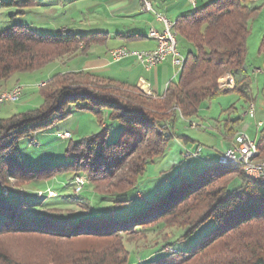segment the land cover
<instances>
[{"label":"trees","instance_id":"1","mask_svg":"<svg viewBox=\"0 0 264 264\" xmlns=\"http://www.w3.org/2000/svg\"><path fill=\"white\" fill-rule=\"evenodd\" d=\"M34 4L35 0L4 3L6 7H30ZM263 7L253 8L250 0H216L180 17L174 23V32L188 41L194 51L185 56L178 81L171 83L162 97L147 96L136 87L116 88L112 84L106 85L113 89L101 87L98 90L90 86L100 84L96 76L83 72L65 73L54 76L47 89L42 88L45 102L40 109L0 120V264H44L17 259L3 243L5 239L21 235L41 239L52 249L55 248L51 245L72 240L90 241L92 247L79 250L63 264H131L130 253L118 238L139 232L150 223L167 225L169 219H174L177 227L167 243L172 249H167V252L165 248L159 250L137 264H264V185L248 176L244 167L239 165L222 164V170L215 168L187 182L182 181L180 185H173L182 175H188V168H185L162 196L157 195L144 203L141 211H134L141 205L133 201L134 196L143 198L136 182L128 190L109 197L96 188L93 198L99 202L106 200L110 206L102 209V205L97 207L93 204L76 221L55 212L38 216V212H33L24 200L28 192L23 195L9 185L10 181L34 183L51 179L64 171L75 172V177L82 175L87 183L91 182L98 188L103 181L115 183L125 169L136 177L143 176L149 165L163 156L167 142L172 138L182 147L185 160H199L203 145L191 147L194 140L178 137L175 120L179 115L186 120L200 116L207 102L223 94H238L244 102L243 110L251 102L257 103L251 88L247 41L250 23ZM65 33L39 34L22 24L0 32V82L8 81L16 73L42 70L55 59L69 54L71 57L88 54L92 46L107 41V34ZM47 48L53 51L48 53ZM260 54L264 57V37ZM230 76L235 80L234 90L222 91L219 80ZM51 87L53 91L49 90ZM79 102L83 104L81 109L98 115L110 107L112 118L123 125L120 139L108 143L105 133L93 135L68 148L67 152L73 153L69 166L40 170L26 167L19 149L20 140L63 120L69 115L67 109L70 104ZM233 110L237 111L234 105L224 112L227 114ZM243 118L216 121L222 122L227 134H234L235 127L242 124ZM210 126L217 130L216 126ZM160 127L165 130H160ZM254 140L258 148L256 159L263 160L264 126L258 129ZM199 147H202V152L196 157ZM187 151L191 152L190 156H186ZM235 180L240 181V186L231 190ZM222 181H225L223 185L215 186ZM5 189L10 195L5 194ZM132 190H135L134 195L130 194ZM158 190L160 193L161 185ZM35 195L40 200L44 199L41 205L50 198L46 194L43 198ZM9 199L20 203L15 206V203L8 202ZM112 204H118V207ZM209 224H214L210 233L191 250L180 251L176 247V244L193 239L201 228ZM105 241L109 244L106 245ZM60 259L58 262L62 264Z\"/></svg>","mask_w":264,"mask_h":264},{"label":"rangeland","instance_id":"2","mask_svg":"<svg viewBox=\"0 0 264 264\" xmlns=\"http://www.w3.org/2000/svg\"><path fill=\"white\" fill-rule=\"evenodd\" d=\"M7 1L12 0H0V32L11 29L15 24H22L30 26L33 31L39 34L55 35L63 28L72 29L76 34L91 33L88 21L90 17L89 3H81L80 1L75 2V0H35V4L30 7H6L4 3ZM172 3H174V1L169 0L168 10H165V14L167 19L171 22L174 20L176 22L178 18L174 19L173 14H178L179 10L177 7H173ZM250 3L253 8L262 7L264 5V0H260V2L258 0H250ZM158 8L161 10L162 7L158 6ZM180 9H190L187 10L186 13H194L197 11L190 0H182ZM263 37L264 7L260 8L256 19L250 23V36L247 41V60L250 68L249 74L252 78L251 88L253 95L258 99L256 103L258 111L264 108V57L260 54ZM177 41L178 50L181 55L183 54L186 56L190 51H194L193 46L182 37H179L178 34ZM110 44L111 46L116 45V41L112 40ZM52 51L53 49L51 51L50 48L46 49L48 53ZM185 56L183 57L185 58ZM92 62H96V58L90 56L89 53L73 57L69 54L60 59H55L52 61V65L49 64L42 70L16 73L11 78L10 82L21 83L16 84L13 89L16 86H21L23 88L22 96L17 102L0 103V120H6L14 115L40 109L45 102L42 88L43 90L47 89L51 84L48 82L54 76L65 74L71 70L76 71V69L90 65ZM90 86L98 90L101 87L113 89L106 84H90ZM49 90L53 91V87L49 88ZM11 91L0 90V95ZM141 91L144 93L143 90ZM251 103L254 104V102ZM82 105L81 102L70 104L67 109L69 115L66 118L20 140L19 149L26 167L40 170L45 167L69 166L72 163L73 153L69 154L67 152L68 148L93 135L105 133L108 143H115L120 139L123 125L118 119L112 118L111 114L113 110L110 107L104 108L102 113L98 115L92 111L81 109L80 107ZM233 105L237 109H240V107L244 105V102L240 99L238 94L228 93L207 102L205 110L200 111L201 116L186 120L179 115L175 120L177 136L181 138L188 137L195 141L194 144L200 142L204 143V145H212L218 141L217 146L219 144L221 145L222 140L220 133L217 130L211 129L209 121L215 123L216 120L225 115L226 112L224 111ZM249 105L243 110L245 111L243 123L239 127L241 133L239 132L238 134L244 135V130L247 129L249 131L247 135L254 138L256 133L255 128L257 127V117L261 116L259 119H262L264 114H257L256 112V118L250 120V118L247 117L249 114L246 115V112L249 110ZM207 128H209V130H205ZM160 130L165 129L160 127ZM65 132H69L68 134L71 135L70 139L65 140L62 138ZM208 147L204 146L205 150L202 152L199 160H185L182 156L183 149L176 139H169L163 156L157 159L155 164L149 165L148 170L143 176L136 177L130 170L125 169L121 173L120 179L116 180L115 183L103 181L98 188L89 181L90 183H87V186L81 187L82 191L79 194L75 191L76 185L73 183L75 172L72 171L58 172L51 179H41L34 183H16V181H10L9 185L15 187L16 190L18 189L23 195L25 194L24 192H28L24 200L29 203L33 212H38V216L43 214L52 215V212H55V214L59 213L62 216H68L72 221H76V219H80V215L86 214L89 208L93 207V204H96L97 207H101L102 205V209H107V206H110V204L105 202L106 200L104 202H99L97 198H93L97 190L105 197H109L112 196L113 193L128 190L136 182L143 198L137 199V197L134 196L133 201L141 204L139 208L134 211H141L144 207V203L150 202L152 198L160 195L162 196L170 183H172L178 174L183 172L185 168H188V175H182L173 185H180L182 181L187 182L188 179H194L215 168L218 170L224 169V167H222L223 165L220 163L221 158L219 159V156L215 155V153L209 155L210 150ZM223 149L224 148H222V150ZM191 167L193 168L192 171ZM191 173L195 174V176L192 177ZM224 183L225 181H222L215 186L219 187ZM160 185L161 192L159 193L158 188ZM109 186L113 188H109ZM239 186L240 181L235 180L231 184L230 189L233 190ZM49 190L55 191L58 196L56 199H47L46 203L51 204L49 206H47L46 203L41 205L44 199L40 200L36 195H32L40 192L48 195ZM5 193L8 194V192ZM134 193L135 190L130 192L131 195H134ZM124 195L129 198L126 194ZM43 197L44 195L42 197L39 196V198ZM8 202L15 203V206L20 203L12 201V199H9ZM97 202H99V205ZM114 207L117 208L118 204H115ZM174 222V219H169L167 220V225L150 223L144 226L139 232L127 234L122 239L118 238V242H122L125 249L130 253L131 264H137L141 260L152 256L155 252L163 250L164 248L167 252V249L171 248L167 243L171 240V236L175 233L177 228ZM213 226L214 224H209L201 228L193 239L184 244H176V247L180 251L191 250L203 239V237L210 233ZM3 243L10 248L13 256L17 259L22 260V258H25L33 263L43 262L44 264H59L58 258H62V260H60L63 264L69 261L71 258L70 256L77 254L79 250L92 247L88 239H83L79 242L72 240L57 246L51 245L55 248L52 249L41 239L39 240L33 236L27 237L23 235L16 236V238L11 237V239H5ZM105 244L108 245V241H105ZM252 264H255V262Z\"/></svg>","mask_w":264,"mask_h":264},{"label":"crops","instance_id":"3","mask_svg":"<svg viewBox=\"0 0 264 264\" xmlns=\"http://www.w3.org/2000/svg\"><path fill=\"white\" fill-rule=\"evenodd\" d=\"M76 1L90 4V17L88 18V21L91 33L86 34H107V41L102 45L92 46L89 54L90 56L96 58V62H92L90 65L76 69V71H68L67 73H89L94 77L96 76L95 78L100 84H112L116 88L136 87L140 89L141 82L144 81L150 85L152 92L158 97L164 96L169 88V85L178 81L180 71L172 64L171 59L151 70H146L135 58H126L117 62L111 57L112 50L122 47L134 51H147L154 49L157 46V42L155 39L150 37V30L155 29L160 32L164 30V24L158 20L157 16L161 15L166 17L165 10H168L169 0H150V2H152L154 12L144 11L142 0H75V2ZM173 1V7H177L179 10L178 14H173L174 19H179L180 17L192 14L186 13V11L190 9H180L182 0ZM190 1L198 11L199 9L212 3L214 0ZM258 1L260 2V0ZM158 6L162 7L161 10H159ZM172 22L175 23V20ZM64 32L76 34L72 29L66 28L61 29L58 34H63ZM112 40L116 41V45L111 46L110 41ZM10 81L11 79L6 82H0V90L11 91L16 84H21L19 82L11 83ZM204 110L205 108L202 109V111ZM236 110V112L233 110L232 112L223 115L219 121L226 120L227 118L235 119L239 116L244 117L245 111H243V107H240V109L236 108ZM258 113L264 114V110H257V114ZM257 118L259 119L261 116H258ZM219 121H215V123L209 121V124L216 126L217 131L220 133L222 141L221 145H218L219 147L217 146L218 141L212 145H204V143L200 142L196 143L203 145V147L210 146L208 147L210 150L209 155L215 153V155L219 156L222 148L236 145L235 135L240 132L239 127L242 125L240 124L235 127L234 134H227L222 122ZM255 130L256 133L254 138L250 137L251 139H255L256 137L258 131L257 127ZM248 132L249 131L247 130V133ZM196 144H191L190 146L192 147ZM56 198H58V196Z\"/></svg>","mask_w":264,"mask_h":264},{"label":"built area","instance_id":"4","mask_svg":"<svg viewBox=\"0 0 264 264\" xmlns=\"http://www.w3.org/2000/svg\"><path fill=\"white\" fill-rule=\"evenodd\" d=\"M143 9L146 12H154L153 5L150 0H142ZM158 20L163 22L164 30L162 32L152 29L150 30V37L155 39L157 42V46L152 50L147 51H134L129 50L128 48L122 47L112 50L111 57L114 61H121L126 58H135L146 70H151L158 65L168 61L171 59L172 64L177 68L179 65L180 60V51L178 50V43L174 40L173 33H170V23L171 21L168 20L165 16L158 15ZM44 84V83H43ZM235 80L231 76L229 78L228 83H225V87H220L222 91H232L234 90ZM43 86V85H42ZM141 90H144L145 93H152L150 85L146 82H141ZM23 93V88L21 86H16L15 91L6 95L5 98L0 99V103L9 102H17ZM155 95V94H154ZM264 105V104H263ZM257 112V104L254 102V108L251 114L247 117L250 120L256 118ZM264 117L262 119L257 120V129L263 127ZM67 133L62 135L63 139H67ZM254 139H251L247 135V129L244 130V138L242 142L238 145H233L231 147H224L222 152L220 153V158H228L232 161H242V166H249L250 167V177L253 179H263L264 180V166L263 167H254V160L257 156H254ZM202 152V147H199L196 152V157L198 154ZM186 156H190L191 152L187 151ZM219 158V159H220ZM76 185V193L79 194V189L83 186L87 185V180L82 175H77L74 181ZM82 187V188H83ZM6 194V193H5ZM8 195V194H6ZM38 195H45L41 192ZM47 195V194H46ZM50 198H56L57 194L53 191H48V195ZM172 249V248H169Z\"/></svg>","mask_w":264,"mask_h":264},{"label":"bare ground","instance_id":"5","mask_svg":"<svg viewBox=\"0 0 264 264\" xmlns=\"http://www.w3.org/2000/svg\"><path fill=\"white\" fill-rule=\"evenodd\" d=\"M174 27H175L174 26V22H171L170 23V33H173L174 40L178 43V41H177V34L174 32ZM184 64H185V58L182 55H180L179 65L177 67L179 69V71H181V69H182V67H183ZM229 78H231V76ZM229 78H221L219 80L220 87H225V83H228ZM13 91H15V88L11 92H13ZM11 92L4 93V94L0 95V99L5 98L6 95L9 94V93H11ZM147 95H152V94L151 93H147ZM253 108H254V104L251 103L249 105L248 112H246V115L247 114H251V112L253 111ZM70 137H71V135L67 133V139H69ZM243 138H244V135L243 134H238L237 135L238 144L240 142H242ZM254 156H258V148H257V145H256L255 142H254ZM220 163L223 164V165H239V166H242V161H232V160H230L228 158H221L220 159ZM263 166H264V159L263 160L255 159L254 160V167H263ZM242 167H244L245 172L247 173V175L250 176V167L249 166H242ZM256 180L260 181L264 185V180L263 179H256ZM81 191L82 190L80 188L79 189V193ZM4 192H8L9 193V191L7 189H5ZM39 196L42 197L43 195H39ZM172 252H176V251L175 250H172Z\"/></svg>","mask_w":264,"mask_h":264}]
</instances>
